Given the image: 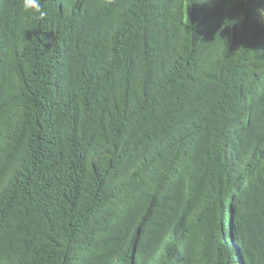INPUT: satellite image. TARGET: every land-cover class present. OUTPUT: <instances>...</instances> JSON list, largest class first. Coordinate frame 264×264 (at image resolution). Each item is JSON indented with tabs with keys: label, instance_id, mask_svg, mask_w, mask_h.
Listing matches in <instances>:
<instances>
[{
	"label": "trees",
	"instance_id": "1",
	"mask_svg": "<svg viewBox=\"0 0 264 264\" xmlns=\"http://www.w3.org/2000/svg\"><path fill=\"white\" fill-rule=\"evenodd\" d=\"M36 3L0 0V264H264V0Z\"/></svg>",
	"mask_w": 264,
	"mask_h": 264
},
{
	"label": "clouds",
	"instance_id": "2",
	"mask_svg": "<svg viewBox=\"0 0 264 264\" xmlns=\"http://www.w3.org/2000/svg\"><path fill=\"white\" fill-rule=\"evenodd\" d=\"M25 4L27 5V6H29V7H32V6H34V7H36L37 9H38V4L36 3V0H31V3H29V0H25ZM41 15L43 16L44 15V13H41Z\"/></svg>",
	"mask_w": 264,
	"mask_h": 264
}]
</instances>
